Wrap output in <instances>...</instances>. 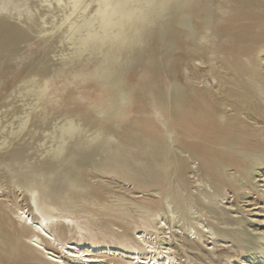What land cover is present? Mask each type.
Wrapping results in <instances>:
<instances>
[{"label": "bare ground", "instance_id": "bare-ground-1", "mask_svg": "<svg viewBox=\"0 0 264 264\" xmlns=\"http://www.w3.org/2000/svg\"><path fill=\"white\" fill-rule=\"evenodd\" d=\"M16 1L0 0V79L12 73L6 54L17 53L33 26L36 38L60 47L61 66L46 65L49 54L32 62L7 95L19 97V109L3 121L13 105L0 107V190L12 185L0 194V264H219L212 257L226 245L218 235L264 264V227L251 228L228 201L245 200L264 167V145L244 141L262 135L264 0L206 5L194 68L185 67L195 126L181 106L185 94L162 80L166 40L181 34L179 11L193 0ZM136 51L135 82L127 74ZM90 78L102 96L86 91ZM27 135L33 141L24 146ZM91 174L110 189L92 186ZM60 181L68 187L62 202Z\"/></svg>", "mask_w": 264, "mask_h": 264}, {"label": "rangeland", "instance_id": "rangeland-1", "mask_svg": "<svg viewBox=\"0 0 264 264\" xmlns=\"http://www.w3.org/2000/svg\"><path fill=\"white\" fill-rule=\"evenodd\" d=\"M212 0H204L203 2L193 0L191 2V8H183L181 11H179L181 16V21L184 24V28L182 29V32L180 35L175 34L174 36L167 38V42L165 44L166 51L164 52V60H165V67L163 69L162 73V80L166 82L167 78L169 79V82L171 83V90L172 92L176 90V84L181 89L182 94H185V101H187L185 105V101L181 102V106L186 109L185 115H188V118L190 119V122L193 123V126L196 125V110H191L193 107V101H196V96L193 94L192 83L188 80L187 74L185 73V67L189 68L190 70H193V65L191 63L192 58H196V49L193 50L194 43L196 41V35L199 34V32L202 29V19L206 16V5H208ZM17 4H20L22 8H24L23 4H26L34 8L36 4L39 3V0H17ZM197 8H203L202 16L200 18H196L195 10ZM25 15L22 17L24 19ZM9 21H15L12 18H7ZM26 27V25L24 24ZM35 26H33L32 29L28 31L30 38L24 42H20L18 44V51L14 55H8L6 54L5 59L7 62V67H11V74L7 76H2L0 79V107L2 106V110H4V107L9 102L13 105L11 108H9L6 112H2V119L3 121H6L10 119L13 116V113L19 109V104L21 103L19 101V97H15V95H10L9 98H7V95L11 94L12 90L16 87L18 83V77L25 74V72L30 68L32 62H36L39 58L43 57L44 54H49L47 56L48 58H51L50 61L47 62L46 65L50 66L52 70L58 69L61 66V62L57 61L56 59L60 58V56H55V54L60 53V47L56 48L55 44L52 41H47L44 38H36V34L33 30H35ZM135 58L134 62L131 63V69L129 70L127 76L132 81L138 80V75L140 69L138 68L139 62V54L138 51L134 53ZM167 63V64H166ZM264 72V69H263ZM85 89L88 91L89 94H91L93 97L95 96H102V92L99 88V86L96 84L94 78H90L88 82L85 84ZM72 94H77V91L75 89L71 90ZM190 97V98H188ZM193 98V101H190V99ZM193 104V105H192ZM196 104V102H195ZM80 107V104L73 105V109H78ZM183 114V113H182ZM260 120V128H261V136L260 139H244L246 141L245 143H250L252 145L260 143L264 145V118H259ZM191 125L190 123H186V127ZM52 127V121L51 119L47 120V122L41 126V131L39 133V137H44V134L42 133V130L49 129ZM190 127V126H189ZM229 133H234V130L228 129L225 130ZM124 139H130L133 136V134H124ZM193 139V138H189ZM33 138L32 135H27L25 137V140L23 141L24 146H26L29 142H32ZM189 141V140H188ZM19 147L18 144H15V148L17 149ZM40 148V147H38ZM43 149V148H42ZM29 161L35 162L38 158V152L35 150V148H32L29 150L28 153ZM96 159H100V156H95ZM87 161V160H86ZM27 163L24 165L26 166ZM259 171L256 172V179H250V182H252L254 185H256V188H251V192L247 194L245 200L238 199L237 196L231 197L228 199L229 202L235 200L234 202L237 203V209H238V216H243L247 219V223H249L251 228H262L264 227V167L259 166ZM0 168H2V165H0ZM96 177H94V174L89 175L86 177V181L89 182L92 186H100L102 190L104 189H110L108 185L103 183L102 181L95 180ZM98 178H101V176H98ZM97 178V179H98ZM104 179H107L104 177ZM55 190V198L57 201H63L66 197L65 190L68 188L65 184V182L60 181L56 184ZM112 188V187H111ZM9 190H12L11 183L4 182L2 186V190H0V194L2 192L7 193ZM70 192V190H69ZM233 193H228L227 196H232ZM102 196H105V194L102 193ZM23 198V195L21 196V199ZM3 199V197H0V200ZM75 201L79 202L78 198H74ZM24 203L26 201L24 200ZM250 205V206H249ZM246 209H252V211H246ZM206 218H203V221L205 224L209 225L208 223L212 224V219L209 215L206 214ZM205 219V220H204ZM251 221V222H250ZM116 226L115 229L121 231L123 229V224L119 221H114ZM263 225V226H261ZM257 236H261L260 230L256 233ZM218 239L221 240V245H226V247L221 246V248L225 249L222 252H219V255L213 256L215 263L219 264H247L246 261L250 264H254L255 258L252 260L249 258V250L246 249L245 246H242L238 240L235 238L229 239L224 237L217 236ZM227 241V242H226ZM261 241V240H260ZM226 251V252H225ZM264 252V250H263ZM231 253V254H229ZM264 253L258 254L259 260L262 259ZM231 257V258H230ZM224 259L230 258L227 261H223ZM195 264H208L205 263L202 260H196ZM214 264V263H211Z\"/></svg>", "mask_w": 264, "mask_h": 264}]
</instances>
